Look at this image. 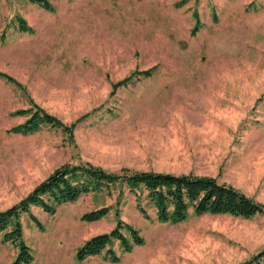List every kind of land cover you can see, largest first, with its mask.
I'll use <instances>...</instances> for the list:
<instances>
[{"label":"rangeland","instance_id":"374dc122","mask_svg":"<svg viewBox=\"0 0 264 264\" xmlns=\"http://www.w3.org/2000/svg\"><path fill=\"white\" fill-rule=\"evenodd\" d=\"M49 1L53 10L0 0V211L60 167L87 163L212 177L264 206V0ZM37 108L74 125L72 133L15 130ZM141 202L147 214L117 185L54 214L32 206L40 223L28 212L21 218L31 264H243L264 248V213L190 209L172 223ZM103 207L100 220L82 219ZM119 221L144 244L126 251L114 241L77 259ZM4 234L0 264H13L19 249Z\"/></svg>","mask_w":264,"mask_h":264},{"label":"trees","instance_id":"16d2710c","mask_svg":"<svg viewBox=\"0 0 264 264\" xmlns=\"http://www.w3.org/2000/svg\"><path fill=\"white\" fill-rule=\"evenodd\" d=\"M29 1L48 10L54 9L49 0ZM18 22L23 31L32 30L24 18L19 17ZM198 27L193 30V34L199 29ZM26 111L20 110L18 113H26ZM43 125L61 127L70 133L75 127L65 125L55 116L37 108L36 112L15 130L31 133L39 130ZM117 185L135 193L140 210L147 214L141 202L142 196H145L156 208L158 220L162 222H182L190 209H193L197 215L231 214L244 218L264 213L262 204L232 185L221 183L212 177L127 170L120 174L108 172L89 163L67 164L55 170L20 202L0 211V232H5V241H11L19 249L13 264H31L34 260L32 248L24 240L21 222L22 214L28 212L37 224L40 223L31 213L32 206H40L45 212L54 214L62 204L74 202L90 192L110 190ZM108 211V207H103L86 212L82 219L97 221L106 216ZM124 229L129 236L125 234ZM114 241H119L126 251L131 250L133 245H143L145 242L138 229L119 221L111 232L98 234L86 241L78 249L76 257L78 260H84L89 256L98 255ZM111 257L114 261L119 260L114 253ZM243 264H264V248Z\"/></svg>","mask_w":264,"mask_h":264}]
</instances>
